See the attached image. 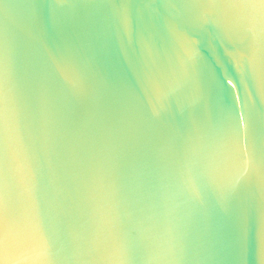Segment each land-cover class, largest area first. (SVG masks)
Returning a JSON list of instances; mask_svg holds the SVG:
<instances>
[{
  "label": "snow or ice",
  "instance_id": "6c2138e0",
  "mask_svg": "<svg viewBox=\"0 0 264 264\" xmlns=\"http://www.w3.org/2000/svg\"><path fill=\"white\" fill-rule=\"evenodd\" d=\"M0 264H264V0L3 3Z\"/></svg>",
  "mask_w": 264,
  "mask_h": 264
},
{
  "label": "water",
  "instance_id": "95a60500",
  "mask_svg": "<svg viewBox=\"0 0 264 264\" xmlns=\"http://www.w3.org/2000/svg\"><path fill=\"white\" fill-rule=\"evenodd\" d=\"M22 2L23 0H0V6H2L3 3L17 5ZM11 11L13 15H15L17 18L20 19H23V17L26 15L25 10L19 7H14L11 9ZM71 16H72V10H69L68 12L69 19H71ZM116 39L117 42L121 46H123L124 41L119 37H117ZM199 55L204 61L205 65L211 68L212 60H216L220 56V49L217 48L216 44L212 43L211 38H209V43L201 46ZM163 56L166 61L175 64L177 62L178 53L174 49L166 48L163 50ZM231 74L232 73L229 71L228 65L221 64L218 73L213 71L212 73L213 80L211 83L215 84L216 82L219 81L221 77ZM232 83L235 84V80H233ZM229 87L231 88V92H228L220 88H215L213 103L215 107L222 113L239 115L246 107V103H245L246 88L241 89L238 87H231V85H229ZM140 102L143 103L144 101L141 100Z\"/></svg>",
  "mask_w": 264,
  "mask_h": 264
}]
</instances>
